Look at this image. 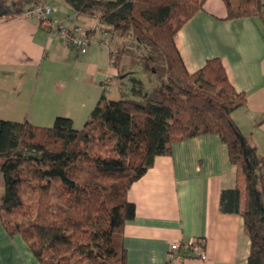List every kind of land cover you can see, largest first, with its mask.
I'll list each match as a JSON object with an SVG mask.
<instances>
[{
  "label": "trees",
  "instance_id": "obj_1",
  "mask_svg": "<svg viewBox=\"0 0 264 264\" xmlns=\"http://www.w3.org/2000/svg\"><path fill=\"white\" fill-rule=\"evenodd\" d=\"M64 1L98 21L97 30L80 25L90 38L97 31L135 40L138 51L115 52L111 41L97 39L122 87L130 78V97L109 99L122 87L104 81L82 129L66 116L50 127L0 119V217L8 236L20 235L38 264H126L123 228L136 216L131 186L176 143L216 134L237 169L236 186L221 193V212L243 217L248 263L264 264V159L232 118L246 97L219 59L191 73L176 41L208 0ZM222 1L225 20L264 18V0ZM45 2L0 0V19ZM126 56H135L127 68Z\"/></svg>",
  "mask_w": 264,
  "mask_h": 264
},
{
  "label": "crops",
  "instance_id": "obj_2",
  "mask_svg": "<svg viewBox=\"0 0 264 264\" xmlns=\"http://www.w3.org/2000/svg\"><path fill=\"white\" fill-rule=\"evenodd\" d=\"M16 1V0H10ZM53 16L69 27L98 26L78 16L64 0H46ZM222 0H208L178 32L176 41L191 73L219 59L246 104L232 118L264 159V18L225 20ZM101 41L109 33L94 32ZM98 40V41H100ZM117 75L107 47L91 43L79 54L35 16L0 19V119L50 127L58 116L82 129L108 76ZM237 169L216 134L178 142L128 191L136 216L125 224L126 264H249L250 238L240 214L220 209L223 190L236 186ZM205 243L206 258L168 262L174 242ZM0 264H38L20 235L8 236L0 217Z\"/></svg>",
  "mask_w": 264,
  "mask_h": 264
},
{
  "label": "built area",
  "instance_id": "obj_3",
  "mask_svg": "<svg viewBox=\"0 0 264 264\" xmlns=\"http://www.w3.org/2000/svg\"><path fill=\"white\" fill-rule=\"evenodd\" d=\"M54 11L53 6L40 4L25 15L35 16L42 29L49 34H57L61 41L78 50L80 54H86L91 43H99L96 38H90L81 26L69 27L56 19L53 16ZM190 257L202 260L206 258L205 243L202 239H196L187 244L174 242L170 245L167 254L168 262L182 261Z\"/></svg>",
  "mask_w": 264,
  "mask_h": 264
},
{
  "label": "rangeland",
  "instance_id": "obj_4",
  "mask_svg": "<svg viewBox=\"0 0 264 264\" xmlns=\"http://www.w3.org/2000/svg\"><path fill=\"white\" fill-rule=\"evenodd\" d=\"M92 29L94 30H97V26L93 27ZM114 35L113 34H109L107 40L109 39V43L110 41L112 42L113 44V49L115 52L119 51V50H124V49H133L134 52L138 51V47H137V43L135 42V40L131 37V36H127L125 37L124 39L118 35L115 36V38L113 37ZM106 47V45H105ZM135 56H126L124 58V63H123V67L127 68L128 65H129V62L130 61H133ZM126 65V66H125ZM138 78L142 79V80H145L147 82V80L145 79L144 77V74H142L141 72H139L138 70V73L136 75ZM120 80L121 79H118L117 78V75H113V76H108L105 78V81L111 85H115V86H121L122 85L120 84ZM123 87H122V95L121 93L119 92L118 89L114 88L113 91H110L108 93V98L109 99H112V100H116V99H121L123 98L124 96L125 97H130V89L132 87L131 85V81H130V78L127 77L126 79L123 80ZM34 204L33 201L30 202V204ZM29 202L26 204V207L24 208L25 211L27 209V207L30 205ZM24 210L21 209V211L19 212L20 214H22ZM31 213V212H30Z\"/></svg>",
  "mask_w": 264,
  "mask_h": 264
}]
</instances>
